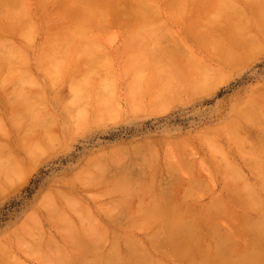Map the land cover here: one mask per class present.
Masks as SVG:
<instances>
[{"label":"rangeland","instance_id":"rangeland-1","mask_svg":"<svg viewBox=\"0 0 264 264\" xmlns=\"http://www.w3.org/2000/svg\"><path fill=\"white\" fill-rule=\"evenodd\" d=\"M5 1L6 0H2L3 3ZM8 1L10 0H7V3ZM33 1L27 0L26 3L25 0L22 4L23 11L21 10L20 13L22 14L23 12L28 15L29 12L27 11L29 10L32 12L33 10L29 15L32 14L34 19L33 17L31 19L29 15L28 17L34 22H31V25H29L31 32L29 31L28 26L24 28L25 30L22 28L21 31H23L21 33L18 32L19 26L16 27V33L14 32V27L16 25L13 24V26L9 24V28L11 27L12 29L9 30L5 25L7 23L4 20L5 18L1 16V14L4 15L8 12L10 20L7 18L8 14L6 15V20L8 22H15L14 16L17 15H15L14 11L10 13L11 8L9 7H15V1H13L12 4L9 2V8H7L9 10L5 9L7 7H5V4L4 6L0 4V30H2L0 36L9 34L10 38L12 40L14 39L13 42L15 41L16 43V41H18V43H16L17 45L20 42V45L25 49L26 52H21L23 54L22 56L29 53V57L25 56V59L30 58L29 63L32 65L30 66L28 65L29 63H26L29 60L26 62L24 61L25 63L22 62L20 64L21 67L23 66V68L20 67V69H28V71H31V75H35V77L37 76L35 79L38 78V80H40H34V77L29 73L28 75L26 74V76H30L28 77L30 78L28 79L30 81L21 85L26 87L30 84L29 88L33 89L35 92L34 96L36 99H48L47 102L44 100L46 102L45 106V102L42 101V103H44L40 104L41 100L38 99L39 101H37V105L39 104L41 108L43 106L42 111L45 112V118H48L47 121L49 124L48 127V124L46 123L47 125L45 128H47V131H51L49 134L53 135L55 138L50 147L44 148L41 153L39 151L36 156L34 154L38 151H34L36 153L29 151V154L30 152L32 153V156H30L31 154L29 155L25 152L27 148L23 149V142L28 139V141L37 144V146L41 144V146L45 147V130L39 128V130H42L44 133L36 129V133H34L35 131L29 132L27 129L28 123L26 121L20 123L17 121V123H15L14 121L16 119L14 120L8 115L5 116L1 114L3 120L0 119L2 120L0 121V129L2 128L0 130V141L4 143L2 146L7 147V151L12 150L13 152L9 153L6 151L7 157L13 158V156H15L12 160L17 159V162H19L18 164L21 163V165L16 164L20 167L18 168L19 170L16 171V174L14 173V176H0V264H58L54 260L55 256H57V253L58 255L62 254L65 252L64 250L67 249L72 256H79L76 252L78 251L76 250V247L71 246L69 240L67 243V238H65L66 242H64L65 240L63 236L66 237L64 231H66L67 228L65 226V229L63 228V225H65V223L62 222L63 218L61 220L59 214L53 215L54 217L47 216L45 199H47L49 195V197L54 198L53 201L55 204L56 202L58 203L56 205L60 207L62 210L61 212L65 213L62 216H67L65 219L67 218L74 221L76 226L79 227V224L83 222L82 224L85 225V227L87 226L86 228L90 227L94 232H96L95 228L97 227V231L100 230L99 227L101 226L106 227H104V230H100L101 232H97L101 234V239H103L102 241L104 242H102L101 249L99 250L101 253L109 252L111 248L110 245L112 244L110 241H112L113 236H117L118 239H121L120 241H122L124 238H128L124 235L130 233L127 236L131 235L133 238H137L145 244L144 248L146 252L148 251L150 256H152V259L156 260V258L160 257L161 260L158 259L159 261L167 262L170 260L168 264H182V260H179L180 257L176 253V249L174 251L173 247L169 248L168 246L163 245L162 235H159L158 232H156L157 229L154 230L157 223H147L149 226L152 224L153 227L148 226V228L145 226L147 224H145L143 225V229L140 222H138V225L136 224L137 220L135 218L140 215V212L136 210L140 209L139 204L142 201H146L149 198H147V194L160 195L166 201L168 200L170 205L175 204L173 206H180L181 209L184 208L183 210L186 209V216H184V219L187 218V222L189 220L190 223L195 224L197 227L199 226L198 229L200 228V232L204 231L203 235L200 234L199 231L198 233L202 239H206L205 242L207 245L208 236L205 234L206 232L208 233L209 228L207 227L208 221L206 222V220H208L207 216L215 217L213 211H208L209 208H207V205L209 207L210 204H213L212 202L214 199H219L218 202L220 205L223 204L224 206H221V211H223L219 212L221 214L215 218L217 221L216 224H218L217 228L219 233L229 231L230 234L224 233L227 234L229 238L232 236L231 234H233L232 237H234V240L232 238L230 240H233L234 242L230 241L232 243L229 242V244L234 243L233 245L236 247L242 244L247 246L245 244L250 243L251 238L253 239L255 236L252 232L254 229L250 228L252 225L248 227L247 224H243L244 222L246 223L244 218L242 221V214L246 213L243 212L245 205L242 204L241 200L236 196L234 187H240V185L242 187L246 183L248 185L243 187L248 188L250 182V187L256 188L264 197V190H262L261 187L262 181L259 178V176L264 174V172L261 171H264V169H261L263 166L259 168L262 172L261 174L257 167L263 165L261 162L264 160V148L260 146L261 149L259 148V152L257 150L260 144H264V26H260L259 21L256 19V10H253L255 7L242 2L241 0L237 1L238 4L236 3V5H238L243 11V16L247 19L245 21L248 30L247 34H243L244 37H240L241 39L237 42L236 40H233V43H229L228 39H225V36L222 38L216 37V39L222 41L221 49H217L213 46L205 47L206 45H201L202 42L200 44L197 42V29L199 28V25L201 26L202 24V28H205L210 24L207 22L209 17L207 19L205 13L202 14L203 11H200L202 7H200L201 5L199 2L193 3L190 0L187 3L188 5H186L188 6L186 7L188 10H185L188 13L185 12L182 14L180 11L179 13L176 12L181 18L178 19L179 17L176 13H168V11L171 10H168L167 8L173 6L171 4L172 2L169 3L171 0H161L162 2L157 0L159 2L157 3L158 5H156V8L158 6L161 13L159 15L158 13L160 11L156 10L157 22H155L156 24L158 23L159 27L161 25L162 28H159L154 24L155 28L153 30L155 31H152L157 32L160 29L161 31H158L157 33L161 32L162 34L155 33L154 36V34L152 35L151 33L150 37L148 36L150 35L148 34V31L145 36H143V33V35L139 34V38H137V40H139L138 43L134 42L137 36L134 37L133 42L134 44L140 43V45L135 44L131 47L132 42H130L131 45L128 46L129 43L127 41L129 40L127 39L129 38L130 41H132L131 38L135 36V34H133L135 32L132 33L131 31L133 30H129L128 26L130 24H136L137 20L132 13H129L130 9L128 11V8H130V1L94 0L97 2H105L109 12V21H107L108 18L106 21L111 24L109 26H113L109 30L107 25L106 28L109 32L105 31L107 32L105 34L102 33L104 28H102L103 30L101 29L102 31L99 29L95 34L96 37L98 36V58L94 67H89L90 65L92 66V64L88 65L85 62L84 65L86 66H79L81 62L85 61L87 58L82 57V55L79 56L80 58L82 57L80 60L78 58L76 59V61H79H75L74 65L73 60L75 59H73V57L76 58L74 54L76 50H72L68 54L64 53L67 60L65 59L64 54H60L59 52L57 54L56 51V55L58 56L60 54L64 59L62 60V56L57 57L53 53L59 58L58 62L60 67L59 65L57 67H50V64H48V66L46 65L47 63H45L49 54L47 55V50L45 51L46 53L43 52L45 48L47 49L48 47V51L50 48V46H47L49 42L48 44H46V42L49 38L48 41L52 39L51 35H57L56 33L59 29L57 26L59 27L64 23H67L66 26H68L73 22V16H71L73 12L70 15V17H72L70 21L72 22L68 20L69 13H65V15L68 14L67 17L65 15L62 16L61 13L65 12L69 7H76V5L71 4L70 6L67 4L66 0H46V3L50 2L48 4L49 6L46 8L44 5L43 8H41L39 3L44 4V1ZM37 1L40 2L38 3ZM204 1L205 3H208V7L210 5L209 3L212 2L211 0H209L211 2H206L207 0ZM35 2L37 3L35 4ZM24 4L25 6L28 5L29 9L24 7ZM191 4L194 5L191 6ZM30 5H32V7ZM65 5H68L69 7ZM189 5L190 8L192 7L190 10ZM207 5L204 6L207 7ZM83 6H80L79 3L76 11L73 8L72 9L75 12H80V10L83 9ZM3 8L6 11L3 10ZM64 8L66 9L64 10ZM72 9L70 10L73 11ZM41 10L42 12H45L42 13ZM2 11H5L6 13L3 14ZM208 11L210 13L212 7H209ZM12 13H14V15L11 16ZM41 13L43 15L46 14L43 16ZM47 15L49 17L50 15H54V18L55 16H57V18L61 16L62 21L59 19L60 23L59 21L55 22L58 20L55 18L56 20L53 22L52 20L54 18H49ZM172 15H175L178 18L176 17V19L174 18L175 16ZM198 15L200 17L196 18ZM206 16L208 15L206 14ZM18 17L19 16H17V18ZM47 17L49 19H46ZM182 18L184 20H182ZM107 22L106 24H108ZM34 23H37L36 29L33 27ZM194 24H198L197 26L195 25L197 28L194 27L196 30L194 29L195 31H193L196 34L195 38L191 31ZM216 24V34L221 32L224 33V31L226 32L225 28L221 27L224 25V21H216ZM31 26L36 31H33ZM66 26L64 27L66 28ZM163 26L165 30L163 29ZM130 27L132 26L130 25ZM156 27L159 29L156 30ZM51 29L56 30L54 31L56 33L49 35ZM63 29L64 28H62V30ZM26 30L28 31L26 32ZM60 30L61 28L58 33H60ZM163 30L165 33L162 32ZM32 31L35 36L33 42L30 40L32 39L31 37H33V34L30 35ZM99 31L101 34L98 35L97 33H99ZM47 32L49 33L47 34ZM23 33H28L30 36ZM129 33H132L133 35ZM11 34L14 38H12L13 36ZM24 35L27 38H25ZM21 36L23 37L21 38ZM8 37H4L8 39V41H6L7 43H4H9L11 46L13 42L11 44ZM59 37L60 36L58 35L56 38ZM4 38L2 37V39ZM28 38H30V41H27ZM53 38L55 39V36H53ZM54 39L53 42L58 41V39L57 41ZM62 40H64L62 42L64 43V37ZM62 40L58 43H61ZM29 42H31V44ZM51 42L52 41H50V43ZM0 44L3 43L1 42ZM16 44H13V47L16 46ZM51 44L53 45V43ZM31 45L33 47H31ZM157 46L164 49L166 48V52L168 50L175 51L176 49H179L178 52L175 51L176 53H174H178L177 55L179 58L185 59L189 56L193 59L192 62L194 64H192V66H184L179 69L183 71V74L186 75L185 77L177 78L172 76L169 79H166L164 83H159L160 81H156V78H154L153 75L156 71H161L162 73L163 71L161 68L156 69L155 71L151 66H144V64L141 66L142 68L134 67L133 64L137 60L144 63V59H148L145 58L144 51L146 50L144 48H148L147 51L149 50V52L147 54H149L150 50ZM139 47L141 50H139ZM37 52L38 54H36ZM41 52L44 54V57L43 55V58L41 57L43 60L40 58L41 62L44 61L42 63L39 60V54ZM79 54L80 52H78L76 56ZM143 54L144 58L143 60H140ZM45 55L47 56L45 57ZM48 59H50V56H48ZM68 61L71 62L69 63ZM131 61H133V67H130ZM65 63L71 66L65 65ZM62 64L65 67L63 66L61 75V72L59 73L58 70H61ZM41 65L42 67L46 65V67L52 68V73L50 74L49 72H51V70H46L47 68L42 69ZM77 67H81V69L84 70V74L85 72L87 73L85 76L83 75L84 77L81 75L83 79L80 78L81 76L79 73L82 70ZM84 67L94 68H88L93 72L91 75L94 74L92 75L94 76L92 77V80L89 76L90 73H88L89 70ZM67 68L69 69L66 72ZM76 69L78 72L74 73ZM53 70L54 72L56 71L55 73L57 75L60 74L61 76L53 77L56 75L53 73ZM152 70L155 71L154 74ZM185 71L187 73H185ZM198 71H201V74L204 72L203 76H207V78L204 79L202 76L201 81L198 76L201 74ZM47 73L48 75L50 74V78L47 77ZM157 74L159 75V73ZM72 75L76 77L78 76L80 80L77 78L73 81L76 77L71 78L73 77ZM161 75L162 74H160V77L162 78ZM86 77H90L87 86L88 93L84 98L75 101L74 90L76 84H78L77 81L87 80ZM70 79L72 81H70ZM23 81H27V79H24ZM37 81L41 83L39 84ZM35 82L41 87L37 86L32 88L31 85L34 87L33 84ZM12 83L14 85L18 84V82H15L16 84L14 82ZM12 83L7 84V87L11 89V87H13ZM7 87L5 86V88L3 87L4 89H0V97L4 92L10 90ZM17 87L19 86L17 85L15 89ZM38 89L39 91L41 90L40 93L42 94V97H40L41 94ZM12 90L13 89H11L10 92H12ZM33 91L32 93L34 94ZM36 91H38V93H36ZM36 95L39 96L37 97ZM100 102L103 103V106L107 105L110 108L102 110L101 115H96L97 112L95 109ZM64 107L65 109L63 110L62 108ZM66 108L68 110L71 108H74V110L83 109V111L88 114L85 119L87 122L78 125V119L74 118L68 123V118L65 115ZM74 110L72 109V111ZM239 110L244 111V114L249 113L251 116H246V114L244 115L241 113L243 116L240 117V114H238ZM237 121L239 124L238 131L242 140L231 133L233 125H235L234 122ZM13 122L22 125V127L19 125L21 129L17 127L20 130V134L18 133V130H15L16 125ZM23 124L27 127L25 128ZM4 126L7 130L4 129ZM23 128H25L29 134H26V131L23 133ZM38 131L41 132L44 137L43 135H39L41 133ZM18 134L19 136H24L22 137V141L19 140L17 136ZM37 134L41 138L43 137L45 141L42 142L41 138L40 140L39 138L36 139L35 137ZM29 135L40 143H34L33 141L35 139H32V141L30 137L27 138ZM24 138L25 140H23ZM6 143L9 147L11 146L9 149L8 146H6ZM10 143L12 145H10ZM21 144L23 145V148ZM254 145L256 146L254 147ZM254 149L256 150L254 151ZM253 151L256 153H252ZM16 153L18 154L16 155ZM253 155L257 157V162H259L256 166L254 163V160L256 159ZM7 157H5V159H7ZM176 162L179 165L175 164ZM174 165H177L179 169H177V166L175 168ZM221 167H223L224 170L226 168H233L235 170L234 172L232 169V173H234L233 176L237 172L236 176H234L237 177L236 179L234 178L235 181L239 176L240 178L245 176V181L244 179H241L244 181L243 185L241 184L240 179L237 180L236 183H233L234 181L230 182L231 177L226 178L229 177V175L226 174V171H224L225 173L223 174ZM225 175L227 176L225 177ZM262 177H264V175ZM262 177L261 179H263ZM125 179L129 184L127 188H130V190L128 191V189L125 188L126 192H122L130 194L129 192L132 191V189H135L137 193L131 192L133 196L130 194L128 197L127 194V196L124 197L125 195H123L120 190L114 188L116 183ZM246 180L249 182L247 183ZM190 184L197 186L195 188V191L197 192L192 193V190L191 196L189 195L190 193H188L187 196H189L187 197L186 193L189 191L188 187L192 186ZM190 189H192V187H190ZM66 196L70 200H73L76 204L75 207L71 208L72 206L67 205V202L64 201L67 198ZM127 197L128 199H125ZM257 208L250 211V216L247 215L248 217L252 216V221H254L253 218L258 221V217H261V213L263 214L264 212V210H262L264 205L259 209ZM83 209L84 211L81 212ZM205 209L209 213H207L205 217L204 214L203 217L200 216L201 213L205 212L206 214L207 211ZM248 209L246 207L247 212L249 211ZM83 214L84 216H82ZM90 214L93 219L91 221H89ZM192 215L197 217V223H195L196 220H193ZM81 217L85 220L80 221ZM210 221H213V219ZM140 225L141 228L136 227H140ZM133 227L136 228L134 229ZM105 229L106 231L109 229L108 234L106 235ZM153 231L159 235L156 244L153 242L152 244V239L149 238L150 236L151 238L155 236L156 233L152 236ZM204 235L205 238H203ZM103 236L105 237L103 238ZM202 239L200 242L201 244L204 243V240ZM235 242L238 244H235ZM63 243L67 249H63ZM179 243L177 244L178 246ZM250 244H252V242ZM203 245L198 247H201V250L207 247L205 245L204 247ZM61 246H63L62 249ZM248 247L250 248V246ZM195 248L197 250L199 249L197 247H194V249ZM252 248L253 246L251 245L249 250H252ZM93 252L95 251L88 253L91 255L89 256V259L95 256V253ZM198 253L200 252H195L197 255Z\"/></svg>","mask_w":264,"mask_h":264},{"label":"bare ground","instance_id":"bare-ground-1","mask_svg":"<svg viewBox=\"0 0 264 264\" xmlns=\"http://www.w3.org/2000/svg\"><path fill=\"white\" fill-rule=\"evenodd\" d=\"M1 2H2V0H0ZM4 1V0H3ZM13 1H15V7L13 6V8L11 7V6H9V2H11L10 4H12L13 3ZM24 1L25 0H10V1H8V3H7V0L3 3L2 2V4L1 5H3L4 6V4H5V9L6 10H9V9H7V8H11V10H10V13L12 12V11H14V13H15V15H17V16H19L18 18H17V16H14V17H12V18H14L15 19V22L14 21H10V22H8L6 19L8 18V20H10V17H9V14H8V12H7V14H4V13H6L5 11V9L3 8V10H5L4 12H3V14L5 15H2L1 14V16L2 17H4L5 19V21L7 22L5 25H6V27H8L9 28V24H13V25H16L14 28V32L15 31H17L16 30V27H18V32L19 33H21L22 31H21V29L23 28H26V27H28L29 25H31V22H34L33 20L31 21L30 20V17H31V19H32V14L31 15H29L30 13H32L33 12V10H32V12H30L28 9H29V7H28V5H29V2H28V5H26L25 6V4H24V7H27L28 9V11L27 12H29L28 13V15L30 16V17H28V15L26 14V13H23L22 12V14L20 13V11L23 9V6H22V4L24 3ZM33 1V0H32ZM42 1H44L45 3L44 4H41V3H39L38 1V3L40 4L39 6H41V8H43V6L45 5L46 6V8H47V6H49L48 4L50 3V2H48V3H46L47 1L46 0H42ZM41 1V2H42ZM49 1V0H48ZM130 1V3H129V6H130V8H128V11H129V9H130V11H129V13L131 14L132 13V15L133 16H135V19L137 20V22H136V24H130L132 27H130V25L128 26V29L129 30H133V31H131L132 33L133 32H135V33H133V34H135V36H133L131 39H132V41H130V39L128 38L127 40H129V41H127L129 44H128V46L129 45H131V43L130 42H132V45H131V47L132 46H134L135 44H134V42H137L138 43V41L139 40H137V38H139V34H141V35H143V36H145V34L147 33V31L149 32L148 34H150V35H148L149 37L151 36V33H152V35L154 34V36H155V33L156 34H160L161 32H159V33H157L158 31H161L159 28L161 27V25H160V27H159V25H158V23L156 24V22H157V18H156V12L157 11H160V8H158V6H157V8H156V5H158L157 3L159 2V1H157V0H129ZM161 1V0H160ZM167 1H169V0H167ZM190 0H171V1H169V3H171L173 6H171V8H167L168 10H171V11H168V13H170V14H174V13H176V12H178L179 13V11H180V13H182V14H184L185 12L186 13H188L187 11H185V10H188L186 7H188V6H186V5H188L187 3L189 2ZM204 0H191V2H199V4L201 5L200 7H202V9H200V11L202 10L203 11V13L202 14H204L205 13V17H207V19H208V17H209V19L207 20V22H209L210 24H208L205 28H202L203 27V25L201 24V26L199 25V28L197 29V33H198V38H196L197 39V42H199V44L202 42V44L201 45H206L205 47H210V46H213V47H215V48H217V49H221V47H222V41H220V40H218V39H216V37H223V36H225L226 38L225 39H228V42L229 43H233V40H236V42L238 41V40H240L241 38L240 37H244V35H246L247 34V27H246V25H245V21L247 20L246 18H244V16H243V11L239 8V6L238 5H236V3H237V1L238 0H211L212 2H214V3H212L211 1H209V0H207L206 2H211V3H209L210 5H209V7L211 8L212 7V11H210V13H209V11H208V3H205V1L203 2ZM242 2H245V3H247V4H249V5H251V6H253V7H255L253 10H256L255 11V15H256V19H257V21H259V23H260V26H264V6H263V3H264V0H241ZM34 2V1H33ZM37 2H35V4L37 3ZM66 2H67V4L68 5H70L71 6V4L73 5V4H75L76 5V7H74L73 8V6L72 7H69L68 5H65V6H67V7H69L70 9H74L75 11H76V8H77V5L80 3V6L82 5H84L83 6V9L82 10H80V12H75L73 9V11H71L69 8H64V10L66 9V11H68V12H63V13H61L62 14V16L63 15H65V13H69V16H68V14H66L65 16L67 17L68 16V20L70 21L71 20V18L72 17H70V15H71V13L73 12V14L71 15V16H73V18H72V21H70V22H72V23H70V25H68V26H66L67 25V23L65 24H62L63 25V27H62V25L61 26H57V28H61V30H62V28H64L63 30H62V32H61V30H60V33H58L59 32V29L57 30L58 32L56 33V32H54V31H56V30H52L51 29V31H49V32H47V34L49 33V35L50 34H54V33H56L57 35H51V37H52V39L50 40V41H52L51 43H53V45L50 43V41H48L47 40V42H46V44H48V42H49V44L47 45V46H50V48H49V51H48V47H47V49L45 48V50L43 51V52H45L46 50V52H47V55L48 56H50V59H48V56L47 55H45V57L47 56V61H45V63H47L46 65H48V64H50V67H57L58 65H59V62H58V59L59 58H57V57H59V56H62V55H60V54H68L69 52H71L72 50H76L75 51V57L76 58H74L73 57V59H75V60H73V62H74V65H75V61H76V59L78 58L79 60L82 58V57H87L86 59H85V61H83V62H81V64L79 65V66H83L84 65V62L86 63V64H88V65H90V64H92V66L90 65L89 67H94V65H95V63L97 62V58H98V56H97V40H98V36L96 37V32L100 29H102V28H104V31H102V33H107V32H109V30H110V28H112L111 26H109V25H111V24H109L107 21H109V12H108V8L106 7V5H105V2H103V1H94V0H66ZM162 2V1H161ZM165 2V1H164ZM190 2V3H191ZM8 5H7V4ZM26 3H27V0H26ZM52 3V2H51ZM61 3H62V1H61ZM124 3V2H123ZM189 3V4H190ZM202 3H203V5H202ZM31 4H32V2H31ZM47 4V5H46ZM164 4H166V3H164ZM212 4H213V6H212ZM238 4V3H237ZM125 5V4H124ZM167 5V4H166ZM192 5H194V4H191V6ZM204 5H207V7L206 6H204ZM9 6V7H8ZM31 7H32V5H30ZM50 6H51V4H50ZM64 6V7H65ZM161 6V5H160ZM168 6V5H167ZM175 6V7H174ZM241 6V5H240ZM263 6V7H262ZM206 9H205V8ZM62 8V7H61ZM13 9V10H12ZM123 9V8H122ZM190 9H192V7L190 8V5H189V10ZM206 11H204V10ZM35 10V9H34ZM42 10H44V9H42ZM42 10H41V12H42ZM50 10V9H49ZM157 10V11H156ZM162 10V9H161ZM23 11V10H22ZM79 11V10H78ZM207 11H208V13H207ZM1 12V11H0ZM26 12V11H25ZM43 12H45V11H43ZM42 12V13H43ZM50 12V11H49ZM48 12V13H49ZM192 12V11H191ZM14 13H12L11 14V16L12 15H14ZM37 13V12H36ZM41 13V14H42ZM124 13V12H123ZM126 13H128V12H126ZM128 13V14H129ZM160 13H161V11L158 13L159 15H160ZM190 13V12H189ZM196 13V12H195ZM20 14V15H19ZM26 14V15H25ZM35 14V13H34ZM46 14V13H45ZM44 14V15H45ZM177 14V13H176ZM206 14L208 15V16H206ZM8 17H7V16ZM43 15V14H42ZM43 15V16H44ZM179 14H177V16H178ZM181 15V14H180ZM187 15V14H186ZM210 15V16H209ZM48 16V15H47ZM172 16H175V15H172ZM177 16H175L174 18H176ZM7 17V18H6ZM46 17V16H45ZM49 17V16H48ZM46 18V19H49L50 17H53L54 18V15H50V17L49 18ZM158 17V16H157ZM179 17V16H178ZM177 17V18H178ZM181 17H182V15H181ZM197 17H200L199 15L198 16H196V18ZM58 19V20H56V19ZM55 18L52 20L53 22L55 21V22H57V21H59V19L62 21V17L61 16H59V18H57V16H55ZM70 18V19H69ZM108 18V20L106 21V19ZM134 18V17H133ZM176 18V19H177ZM185 18V17H184ZM33 19H34V17H33ZM63 19H65V18H63ZM128 19H129V17H128ZM178 19H181L180 17L178 18ZM192 19V18H191ZM2 20V19H1ZM38 20V19H37ZM37 20H36V22H37ZM40 20V19H39ZM66 20V19H65ZM131 20V19H130ZM182 20H184L183 18H182ZM220 20H222V21H224V25H222L221 27H223V28H225V30H226V32L224 31V33H219V34H216V29H217V24H216V21H220ZM18 21V22H17ZM49 21H51V20H49ZM67 21V20H66ZM65 21V22H66ZM133 21H134V19H133ZM156 21V22H155ZM2 22H3V20H2ZM48 22V21H47ZM106 22L108 23V24H106ZM51 23V22H50ZM59 23H60V21H59ZM133 23H135V22H133ZM3 24H4V22H3ZM7 24H8V26H7ZM46 24V23H45ZM154 24H156V26H158L159 28V30L157 29V27H156V30H158L157 32H153V31H155V30H153L154 28H155V25ZM12 25V26H13ZM36 25V26H35ZM48 25H50V24H48ZM108 25V29L106 28V26ZM198 25V24H194L193 25V29L191 30L192 32L193 31H195L196 29L194 28V27H196V26ZM220 25V24H219ZM4 26V25H3ZM40 26V25H39ZM46 26V25H45ZM51 26V25H50ZM64 26H66V28L64 27ZM5 27V28H6ZM32 27V26H31ZM33 27H35V29L37 28V23L35 24L34 23V26ZM32 27V28H33ZM29 28V31L31 30L30 29V26L28 27ZM105 28H106V30H105ZM162 28V27H161ZM197 28V27H196ZM34 28L32 29L33 31L35 30ZM39 29H40V27H39ZM163 29L165 30V28H164V26H163ZM195 29V30H194ZM9 30H12L11 29V27L9 28ZM20 30V31H19ZM25 30V29H24ZM153 30V31H152ZM162 31L163 33H165V31ZM2 30H0V32H1ZM28 30H26V32H27ZM33 31H32V33H30V35H32L33 34ZM36 31V30H35ZM52 31H53V33H52ZM105 31H107V32H105ZM152 31V32H151ZM4 32V31H3ZM11 32V31H10ZM31 32V31H30ZM8 33V32H7ZM13 33V32H12ZM16 33V32H15ZM18 33V34H19ZM29 33V32H28ZM28 33H23V34H26V35H28ZM37 33V32H36ZM132 33H129V34H132ZM143 33V34H142ZM98 35L99 34H101V32L99 31V33H97ZM132 34V35H133ZM162 34V33H161ZM193 34H194V38H195V33L193 32ZM244 34V35H243ZM3 35V34H2ZM6 35V34H5ZM0 36V38H1V40H0V43L2 42L3 44H0V89H4L5 88V86L7 87V84H9V83H12V82H18V84H16V85H14L13 83H12V86L13 87H11V89H13L12 90V92H10L11 91V89L9 88V87H7V88H9L10 90H7V92H4L3 93V95L0 97V119H2L3 120V118L1 117V114L2 115H8L9 117H11V119H16L14 122L15 123H17V121H19V123L20 122H27L28 123V131L29 132H34L35 131V129L36 130H39V128L40 129H44L45 131L44 132H46L44 135H45V137H44V135L41 133V132H43L42 130H39V131H41V132H39V133H41V134H39V135H43V137L44 138H46V143H45V147L44 146H41V144H39L38 146H37V144H33L32 142H30V141H28V139L27 138H29L30 137V135L29 136H27V141H25V142H23V144H24V148H23V145L21 144V146H22V148L23 149H25V148H27L26 150H25V152L26 153H28L29 151H32V153L34 152V151H38L37 153L36 152H34V153H36V154H34L35 156L36 155H38V153H39V151H40V153H41V151L44 149V148H48V147H50L51 145H52V142H53V140H54V138L55 137H53V135H51V134H49V133H51V131L49 132V131H47V128H45L46 127V125L48 124V118H45L46 117V114H45V112H43L42 110V108H43V106H42V108L39 106V104L37 105V101H39L38 99H40L41 100V102H40V104L42 103V101H48V99H44V100H42L41 98H35V92L33 91V89H31V88H29V85L30 84H28L26 87L24 86V85H21V84H24V83H26V82H28V81H30V80H28V79H30V78H28V77H30V76H26V74L28 75L31 71H28V69H23V70H21L20 69V67H21V63L22 62H26V61H28V62H26V63H29L30 62V58L29 59H25V56L27 57L28 56V54L29 53H27L26 55H24V56H22L23 54L21 53V52H26L25 51V49L20 45V42H19V44L17 45L16 43H18V41H16V43H15V41L13 42V40L10 38V36H9V34H7L6 36L9 38V40L11 41H9L11 44H12V42H13V44H16V46H18V47H16V46H14L13 47V44L10 46V44L8 43V44H5L4 42H6V41H8V39L7 38H4V37H6V36ZM12 35V34H11ZM30 35H28V36H30ZM60 36L61 37V39H60V37L59 38H56L57 36ZM146 35V36H147ZM13 36V35H12ZM25 36V35H24ZM53 36H55V39L53 38ZM100 36H102V35H100ZM137 36V37H136ZM154 36H153V39H154ZM2 37L4 38V39H2ZM18 37V36H17ZM23 36H21V38H22ZM34 34H33V37H31L32 39H30V38H28V40L27 41H30L31 40V42H33V39H34ZM64 37V39H65V42L64 43H62L64 40H62V38ZM131 37V36H130ZM134 37H136L135 39V41L133 42V40H134ZM12 38H14V36L12 37ZM25 38H27L26 36H25ZM97 38V39H96ZM18 39V38H17ZM30 39V40H29ZM53 39L54 40H56L57 41V39H58V41L57 42H55V44H54V42H53ZM62 40L61 41V43H58V42H60V40ZM100 39V38H99ZM16 40V39H15ZM26 40V39H25ZM24 40V41H25ZM199 40V41H198ZM154 41H155V39H154ZM162 41V40H161ZM252 41V40H251ZM31 42H29L30 44H31ZM241 42V41H240ZM7 43V42H6ZM26 43V42H25ZM99 43V42H98ZM245 43V42H244ZM52 46H51V45ZM102 44V43H101ZM148 44V43H147ZM27 45V44H26ZM33 45V44H32ZM31 45V47H33ZM136 45H140V43L139 44H136ZM152 45V44H151ZM203 45V46H204ZM20 46H21V49H20ZM46 46V45H45ZM45 46H43V47H45ZM27 47V46H26ZM18 48V49H17ZM28 48V47H27ZM42 48V47H41ZM140 48V47H139ZM20 49V50H19ZM143 49V48H142ZM146 51H144V54H145V58H148V59H144V63H142L141 61H139V60H137L136 62H134V67L136 68H140L141 66H143V64H144V66L146 65V66H151L152 68H153V70H155L156 71V69H162V73H161V71L159 72H155V71H153V74H154V72H155V74L153 75V77L154 78H156V81L158 80V81H160L159 83H161V82H165V80L166 79H169L170 77H172V76H175V77H177V78H183V77H185L186 75H184L183 74V71H181V70H179L180 68H182V67H184V66H192V64H194L193 62H192V58L191 57H187V58H179L178 57V53L177 54H174V53H176V52H178L179 51V49H176L175 51H171V50H168L167 52H166V48L164 49V48H162V47H160V46H157L156 48H154V49H152V50H150V55L149 54H147L148 52H149V50L147 51V49L146 48H144ZM150 49V48H149ZM139 50H141V48L139 49ZM55 51V52H54ZM56 51H57V54H58V52L60 53L58 56L56 55ZM23 52V53H24ZM43 52H41L40 54H39V60H40V58L42 57V55H43V57H44V54H43ZM45 52V53H46ZM51 53V55H50V53ZM78 52H80V54L78 55V56H76L77 54H78ZM57 56H55L54 54ZM226 53H227V51H226ZM36 54H38V52L36 53ZM65 54H64V56H65ZM73 54V55H74ZM144 54L142 55V57L140 58V60H143V58H144ZM180 54V53H179ZM41 55V56H40ZM54 55V56H53ZM72 55V54H71ZM80 55H82V57L80 58L79 56ZM148 55V56H147ZM229 55V54H228ZM67 56H70V55H67ZM147 56V57H146ZM180 56V55H179ZM29 57V56H28ZM42 57V58H43ZM63 57V56H62ZM72 57V56H71ZM37 58V57H36ZM41 58V60H43ZM68 58V57H67ZM46 59V58H45ZM62 60L64 59V57L63 58H61ZM65 59H66V56H65ZM69 59H71V58H69ZM41 60H40V62H41ZM49 60V61H48ZM67 60V59H66ZM79 60H77L76 62H78ZM87 60V61H86ZM135 61V60H134ZM146 61V62H145ZM24 62V63H25ZM42 62H44V61H42ZM41 62V63H42ZM69 62V61H68ZM67 62V63H68ZM71 62V61H70ZM69 62V63H70ZM72 62V63H73ZM88 62V63H87ZM63 63H64V61H63ZM83 63V64H82ZM132 63H133V61H131V63H130V67H133V65H132ZM61 64V63H60ZM27 65V64H26ZM28 65H30V63L28 64ZM32 65V64H31ZM30 65V66H31ZM39 65V64H38ZM46 65H44V67H42V65H41V68L43 69V68H47L46 70H51V72H49L50 74L52 73V68H50V67H46ZM65 65H67L66 63H65ZM69 65V64H68ZM67 65V66H68ZM76 65H77V63H76ZM128 65V64H127ZM158 65H160V66H158ZM49 66V65H48ZM63 64H62V67H61V70H58L57 68H55V69H57L58 70V72L60 73L61 71H62V68H63ZM69 66H71V65H69ZM84 66H86V65H84ZM39 67V66H38ZM59 67H60V65H59ZM58 67V68H59ZM65 67V66H64ZM89 67H84L85 69L87 68V70H89V69H94V68H89ZM128 67H129V65H128ZM176 67V68H175ZM21 68H23V66L21 67ZM40 68V69H41ZM78 68V67H77ZM83 68V67H82ZM89 68V69H88ZM142 68V67H141ZM151 68V69H152ZM177 69V70H175V69ZM31 69H32V67H31ZM39 69V70H40ZM68 69L69 68H67V70H66V72L68 71ZM78 69H81V67L80 68H78ZM82 71H80L79 73H80V76L82 75H84L85 76V74H87L86 72H85V74H84V70L83 69H81ZM87 70H85V71H87ZM25 71V72H24ZM28 72V73H27ZM35 72V71H34ZM47 72V71H46ZM56 72V71H55ZM54 72V70H53V73L54 74H56ZM66 72H65V74H66ZM76 72H78V70L76 69V71L74 72V73H76ZM81 72H82V74H81ZM88 72V71H87ZM200 74H201V71H198ZM78 73V74H79ZM88 73H90V77H91V80L93 79L92 77H94V76H92V75H94V74H92L91 75V73H93L91 70H89V72ZM157 73H159V75L157 74ZM185 73H187L186 71H185ZM190 73V72H189ZM197 73V72H196ZM198 73V74H199ZM33 74V73H32ZM36 74V73H35ZM49 74V75H50ZM157 74V75H156ZM160 74H162L161 76H162V78L160 77ZM203 74H204V72L201 74V75H198L199 77H200V80L202 81V76H203ZM30 75H31V73H30ZM47 75V77H49V75H48V73L46 74ZM61 75H62V72H61ZM60 74L59 75H55V76H53V74H52V76L53 77H58V76H61ZM64 75V74H63ZM77 75V74H76ZM32 77H34V80H38V78L37 79H35L36 77H35V75L33 76V75H31ZM39 76V75H38ZM51 76V77H52ZM73 77H71V78H75L76 76H74V75H72ZM82 76L80 77V78H82ZM83 76V77H84ZM89 77V78H90ZM95 77H96V75H95ZM204 77V79L205 78H207V76L205 77V76H203ZM50 78V77H49ZM77 78H79L78 76L73 80V81H75ZM80 78H79V80H80ZM87 78V80H81V81H77L78 82V84H76V87H75V94H74V100L75 101H79L80 99H82V98H84L86 95H87V93H88V90H87V86H88V84H89V78L88 77H86ZM85 78V79H86ZM153 78V79H154ZM25 79H27V81H23V80ZM32 79V78H31ZM62 79V78H61ZM61 79H60V81H61ZM83 79V78H82ZM89 79V80H88ZM22 80V81H21ZM40 80V79H39ZM38 80V81H39ZM37 81V82H38ZM48 81V80H47ZM70 81H72L71 79H70ZM32 82V81H31ZM154 82V81H153ZM36 83V82H35ZM35 83L33 84L34 85V87L31 85V87L32 88H35V87H37V86H39V84L41 83H39V84H37L36 83V85H35ZM20 84V85H19ZM53 84V83H52ZM55 84V83H54ZM100 84V83H99ZM3 85V86H2ZM5 85V86H4ZM19 86V87H17L16 89H15V87L16 86ZM15 86V87H14ZM73 86V85H72ZM4 87V88H3ZM39 87H41V86H39ZM26 88H28V89H26ZM15 89V90H14ZM30 89H31V91H30ZM41 89V88H40ZM72 90H73V88H72ZM9 91V92H8ZM14 91V92H13ZM32 91L34 92V94L32 93ZM38 91H39V89H38ZM38 91H36V93H38ZM41 91V90H40ZM40 91H39V93H40ZM73 91V92H74ZM41 94V93H40ZM37 96V95H36ZM39 96V95H38ZM37 96V97H38ZM40 97H42V94L40 95ZM44 98V97H43ZM64 100V99H63ZM44 101V102H45ZM43 102V103H44ZM46 102L44 103V106L46 105ZM42 103V104H43ZM79 103V102H78ZM103 103H99L98 105H97V107H96V112H97V114L96 115H101L102 114V110H104V109H109L110 107L109 106H107V105H104L103 107ZM45 108V107H44ZM70 108V107H69ZM63 110L65 109V107L64 108H62ZM67 109V108H66ZM72 109L74 110V108H71V109H67L66 111H65V115H66V117L68 118V123H69V121L70 120H72V119H74V118H77L78 119V121H79V124L78 125H82V124H84V123H86L87 122V120H85L86 118H87V116H88V114L85 112V111H83V109H76V110H74V111H72ZM247 111V110H246ZM72 112H74V113H72ZM244 111H238V114H240L239 116L240 117H242L243 116V113ZM241 113H243V114H241ZM246 114V116H251V114H247V113H245ZM244 114V115H245ZM93 116V115H92ZM112 116V115H111ZM89 117H90V115H89ZM6 118V117H5ZM2 120H0V121H2ZM5 121V120H4ZM7 121V120H6ZM8 122V121H7ZM13 122V123H14ZM14 123V124H15ZM47 123V124H46ZM235 123V125H233V129H232V132L231 133H233L236 137H238L239 139H241V135H240V133H239V131H238V127H239V124H238V121L237 122H234ZM6 124V123H5ZM15 125H16V128H15ZM14 125V128H15V130H18V133H19V129L18 128H20V127H22V125L21 124H15ZM19 125H20V127H19ZM24 125V124H23ZM26 125H24V127L26 128L27 127ZM1 127H3V126H1ZM18 127V128H17ZM48 127H49V124H48ZM25 128H23V133H24V131H26V129ZM38 128V129H37ZM2 129V128H1ZM0 129V130H1ZM4 129H6V127L4 126ZM21 129V128H20ZM25 129V130H24ZM49 129V128H48ZM7 130V129H6ZM37 131H35L34 133H36ZM43 132V133H44ZM17 133V132H16ZM22 133V132H21ZM22 133V134H23ZM26 134H29V133H27V131L25 132ZM20 134V133H19ZM19 134L17 135L18 136V138H19V140L20 141H22V137H24L23 135L20 137L19 136ZM31 134V133H30ZM38 135V134H37ZM36 135V139L37 138H39V140H40V136L38 135L37 136ZM41 138L42 139V142H44L45 141V139L44 138ZM34 138V139H35ZM30 139L32 140L33 139V137H30ZM33 139V140H34ZM36 139L33 141L34 143L35 142H38V143H40L39 141H36ZM44 139V140H43ZM23 140H25V138L23 139ZM242 140V139H241ZM13 141V140H12ZM19 141V142H20ZM212 141V140H211ZM1 142V141H0ZM8 143V142H7ZM6 143V144H7ZM17 143V142H16ZM22 143V142H21ZM4 143L3 142H1V145H0V176H14V173L16 174V171L17 170H19L18 168L20 167V166H17V165H21V163L20 164H18L19 162H17V159H15V160H12V159H14L15 158V156H13V158L12 157H7V155H6V153L7 152H11V153H13L12 152V150H6L7 149V147H5V146H2ZM10 145H12L11 143H10ZM217 145V144H216ZM262 145H264V144H262ZM261 144L258 146V148H257V150H258V152H259V148L261 149V147L262 148H264V146H262ZM6 146H8V149L11 147H9V145L7 144ZM14 146H15V143H14ZM17 146V145H16ZM19 146V145H18ZM256 145H254V147H255ZM261 146V147H260ZM43 147V148H42ZM13 148V147H12ZM215 148V147H214ZM220 148V147H219ZM14 149H15V147H14ZM251 149H253V148H251ZM256 149H254V151H255ZM7 151V152H6ZM252 152V153H256V152ZM24 152V153H25ZM32 153L30 152V156H32ZM226 153V152H225ZM228 153V152H227ZM18 153H16V155H17ZM257 155V154H256ZM9 156V155H8ZM21 156V155H20ZM23 156V155H22ZM225 156V155H224ZM255 155H253V157H254ZM5 157H7V159H5ZM24 157V156H23ZM223 157V156H222ZM27 158V157H26ZM31 158V157H30ZM228 158V157H227ZM22 159V158H21ZM255 159L256 160H254L255 162V166L257 165V164H259V162H257V157L255 156ZM20 161V160H19ZM260 161H262V160H260ZM21 162V161H20ZM22 162H23V160H22ZM225 162V161H224ZM223 162V163H224ZM230 162V161H229ZM263 163V165H260V166H257L258 167V170H259V168H261L262 166H263V168H261V169H264V160L261 162V164ZM17 164V165H16ZM175 164H177V162L175 163ZM177 165H179V164H177ZM177 165H174L175 166V168H176V166ZM224 165V164H223ZM222 165V166H223ZM227 165V164H226ZM229 165H230V163H229ZM254 165V164H253ZM254 166V167H255ZM233 167V166H232ZM234 167H235V164H234ZM256 167V168H257ZM222 168V172H223V174L225 173L224 171H226V174H228L229 175V177H226L227 175H225V177L226 178H230V182L232 181H234L233 183H236L237 182V180H239L240 179V181H241V184L243 185V183H244V181H245V179H244V177L243 178H240V176H239V178L235 181V179L237 178V177H234V176H236V174H237V172H236V174L233 176V174L234 173H232V169H230V168H226L225 170L223 169V167H221ZM225 168V167H224ZM177 169H179L178 168V166H177ZM229 171H228V170ZM233 171L235 172V170L233 169ZM262 172H264L263 170H261ZM260 170H259V172H261ZM231 172V173H230ZM242 172V171H241ZM262 172H261V174H262ZM230 173V174H229ZM260 174V175H261ZM232 175V176H231ZM240 175V174H239ZM242 175V174H241ZM264 175V174H263ZM262 175V176H263ZM243 176V175H242ZM262 176H259V178H260V180L262 181L261 183H262V185H261V187H262V190H264V177H262ZM150 177V176H149ZM261 177L263 178V179H261ZM148 178V177H147ZM234 180H233V179ZM232 179V180H231ZM241 179H244V181H242ZM247 179V178H246ZM248 180V179H247ZM246 180V182L248 183L249 181H247ZM123 181H125V182H123ZM123 181H120V182H118V183H116L115 185H114V188L116 189V190H120L121 192L122 191H124V192H126V189L125 188H127L128 187V182H127V180L125 179V180H123ZM260 183V184H261ZM190 185H192V186H190ZM189 186L190 187H192V189H190V187H188V189H189V191L186 193V196H187V194L188 193H190L189 195L191 196V192H192V190H193V192L192 193H196L197 191H195V188L197 187V186H195V185H193V184H190ZM247 186L248 184H244L243 186ZM249 185L251 186V184H250V182H249ZM133 186V185H132ZM195 186V187H194ZM241 187V185H240V187L239 186H237V187H234L235 189H234V192H235V194H236V196L238 197V199L239 200H241V202H242V204H244L245 206H244V211L243 212H246L245 214L243 213L242 215H243V217H242V221H243V218H244V220L246 221V223L244 222L243 224H247V226L249 227V226H251L250 228L252 229H254V231H252L254 234H255V236L254 235H252V236H254L253 237V239H254V243H253V239L251 238V242H252V244H250V243H248V244H245V245H247V246H244V244H242V245H238V247H240V248H238V247H236V246H234L233 244H229V242L230 241H233L234 239V237H232L233 236V234H231L232 236H230V238H229V236L227 235L228 233H229V231L228 232H220L219 233V230H218V228H217V225L218 224H216L217 223V221L215 220V218L217 217V216H219L221 213H219V212H222L221 211V209H222V207H224L223 206V204H222V202H221V204L222 205H220V203L218 202V200L219 199H214V201L212 202L213 204H210L209 205V207H208V205H207V208H209L208 209V211H213V213L215 214V217H211V216H209L210 218H212L213 219V221H210V220H212V219H210L208 216H207V218H208V220H206V222L208 221V223L210 224H208L207 223V227H209L208 228V233L206 232L205 234H207V236H208V238H207V243H208V245L206 244V239H202L201 238V236L199 235V233L200 234H204V231L203 232H200L199 230H200V228L198 229V227L197 226H195V224H193V223H190L189 222V220H188V222L186 221L187 220V218L186 219H184L185 217L184 216H186V213H185V211H186V209L185 210H183V209H181V207L180 206H173V205H175V204H173V205H170V203H169V201L167 200H165L162 196H160V195H155V194H147L148 196H147V200L146 201H142L140 204H139V208L140 209H137L136 211H138V212H140V215L139 216H137L135 219L137 220V225L139 224L138 222H140V224L142 225V229H143V225H145V224H147V223H149L150 224V222L153 224V223H157V226H155V227H157V228H155L154 227V230L155 229H157V231L156 232H158V234L159 235H162V237H163V240H162V242H163V245H165V246H168L169 248H174V251H175V249H176V253L178 254V256L180 257L179 258V260H182L181 262H182V264H264V212H263V214L261 213V217H258V221H256V219H254L253 218V220L254 221H252L251 219H252V216L251 217H248L247 215H249L250 216V211H253L254 209H256L259 205H264V202H263V200H264V197H263V195L261 194V193H259V191L256 189V188H252V187H250V186H248V188H246V187ZM133 187H135V186H133ZM249 188H251V189H249ZM128 189V191L130 190V188H127ZM198 189V188H197ZM133 190H134V192H133ZM127 191V192H128ZM195 191V192H194ZM124 192H122L123 193V195H125L124 197H126L127 196V194L128 193H124ZM131 192L132 193H135L136 192V190L135 189H132V191H130L129 193L131 194ZM264 192V191H263ZM137 193V192H136ZM130 194H128V197H129V195ZM132 195V194H131ZM135 195V194H134ZM188 195V196H189ZM50 196V195H49ZM47 197V199H45V206L47 207L46 208V212H47V216H51V217H54L53 215H55V214H59L60 215V217H61V220H62V218H63V220H62V222H64L65 223V225H63V228L65 229V227L67 228L66 229V231H64V234H66V237H64L63 236V238H64V240H65V238H67L66 240H67V243H68V240H69V243H71L70 245L71 246H75L76 247V250H78V251H76L78 254H79V256L78 257H76L75 255V257L74 256H72L71 254H70V251L68 252V249H67V247L65 248V244L63 243L62 245L64 246H61V249H62V247H63V249L65 248V249H67V250H64L65 252H63L62 250V254H60V255H58V253H57V256H55V258H54V260L58 263V264H168V262L170 261H167V262H165V261H159V260H161V258L159 257V258H156V260L155 259H152V256H150V254H149V252L147 251L146 252V250H145V248H144V243H142V241H140L139 239H137V238H133L131 235L130 236H127V235H129V234H127V235H124V236H126V237H128V238H124L122 241H120L119 239H118V237L116 238V237H114L113 236V238H112V234H111V238H112V241H110V242H112V244L110 245L111 246V248H110V250H109V252H103V253H101L99 250L101 249V244H102V240L103 239H101V234H99V233H97V232H99L100 230L102 231V230H104V227L105 226H101V227H99V229L100 230H98L97 231V228H95V230H96V232H94L93 230H91V228L89 227V228H86L85 227V225H83L82 223H80L79 224V227L78 226H76L75 224H74V221H72V220H69V219H65V217H67V216H62V215H64L65 213L63 212H61L62 210L60 209V207H58V205H56V204H58L57 202H56V204H55V202L53 201V197ZM68 196V195H67ZM66 196V197H67ZM133 196V195H132ZM187 196V197H188ZM193 196V195H192ZM68 197H70V196H68ZM66 198L64 201H66L67 202V205H69V206H72L71 208H73V207H75L76 206V204L73 202V200H70L69 198ZM128 197L127 198H125V199H128ZM71 198V197H70ZM73 199V198H72ZM56 200V199H55ZM221 201V200H220ZM65 202V203H66ZM77 202V201H76ZM214 202H215V204H214ZM263 202V203H262ZM140 205H141V207H140ZM170 205V206H169ZM261 205V206H262ZM80 206V205H79ZM222 206V207H221ZM257 206V207H256ZM260 206V207H261ZM78 207V206H77ZM81 207H83V206H81ZM177 209H176V208ZM180 207V208H179ZM246 207H247V209L248 208H252L251 210L250 209H248L249 211V213L247 212V210H246ZM260 207H258L257 209H259ZM79 208V207H78ZM84 208V207H83ZM206 208V209H207ZM205 209V210H206ZM213 209V210H212ZM224 209V208H223ZM87 210V209H86ZM262 210H264V208H262ZM84 211V209L83 210H81V212H83ZM207 211V210H206ZM206 212V214H205V212L204 213H201V215H200V213H199V215L200 216H202L203 217V214H204V217L207 215V213H209V212ZM256 211H258V210H256ZM137 212V213H138ZM184 215H183V214ZM139 214V213H138ZM194 215V214H193ZM192 215V216H193ZM199 215H197V216H199ZM245 215V216H244ZM81 216V215H80ZM82 216H84V214L82 215ZM90 217H89V221H91V220H93L91 217H92V215L90 214L89 215ZM88 218V217H87ZM87 218H86V220H87ZM138 218V219H137ZM193 218V220H196V218L197 217H195V216H193L192 217ZM82 220H85L83 217H81L80 218V221H82ZM139 220V221H138ZM214 220H215V222H214ZM79 221V222H80ZM210 221V222H209ZM252 221V222H251ZM93 222V221H92ZM94 222L96 223V221L94 220ZM134 222H135V220H134ZM133 222V223H134ZM194 222V221H193ZM95 223H94V225H95ZM99 223V222H98ZM195 223H197V220H196V222ZM248 223H249V225H248ZM97 224V223H96ZM149 224H147V225H145V226H149ZM152 224L150 225L151 227H153L152 226ZM204 224H206V223H204ZM88 225V224H87ZM92 225V224H91ZM135 225V224H134ZM141 225H140V227H138V226H136L137 228H141ZM65 226V227H64ZM97 226H98V224H97ZM100 226V225H99ZM149 226V227H150ZM96 227V226H95ZM135 227V228H136ZM148 227V228H149ZM198 229H196V228ZM203 227V226H202ZM204 227H205V225H204ZM94 228V227H93ZM103 228V229H102ZM106 228V227H105ZM134 228V227H133ZM134 228V229H135ZM147 229V228H146ZM206 229V228H205ZM204 229V230H205ZM108 230L109 229H107V231H106V229H105V231H103V232H105V235L106 234H108ZM197 230V231H196ZM100 231V232H101ZM198 231H199V233H198ZM206 231H207V229H206ZM156 232H152L151 234H152V236L156 233ZM224 233H227V234H224ZM63 234V235H64ZM157 233L155 234V236H153V238H151V236L149 237L150 239H152V241H151V243L153 242L154 244H156V242H157V238H158V235ZM230 234V233H229ZM104 235V234H103ZM109 236V235H108ZM123 236V235H122ZM206 236V237H207ZM105 236H103V238H104ZM131 237V238H130ZM203 237V236H202ZM203 238H205V235H204V237ZM233 239V240H230V239ZM201 239L202 240H204L203 242L205 243H203L205 246H207L206 248H204L205 246L203 245V244H201L200 242H201ZM66 240L64 241V242H66ZM105 240V239H104ZM141 240H142V238H141ZM179 241H180V243H179ZM179 243V246L177 245L178 243ZM234 242V241H233ZM104 243V242H103ZM152 243V244H153ZM177 243V244H176ZM229 245H228V244ZM230 243H232V242H230ZM58 244V243H57ZM147 244V243H146ZM199 244V245H198ZM203 245L204 247V249H200L201 247H198V246H201V245ZM235 244H238V243H236L235 242ZM251 245L253 246V248H252V250H249L250 248H251ZM57 246V245H56ZM103 246H104V244H103ZM155 246V245H154ZM192 246H194V247H197V248H199L197 251L194 249V247H192ZM241 246H243V247H241ZM248 246H250V248L248 247ZM58 248H59V245H58ZM148 248V247H147ZM192 248V249H191ZM194 249V250H193ZM59 251H60V249H59ZM91 251H95V252H93V253H95V256L94 257H92V258H90L89 259V256H91V255H89L88 253L89 252H91ZM58 252V251H57ZM195 252H200V253H198V255L197 254H195ZM56 253V252H55ZM194 253V254H193ZM88 254V255H87ZM159 259V260H158ZM164 259V258H163ZM165 260V259H164ZM170 264V263H169Z\"/></svg>","mask_w":264,"mask_h":264},{"label":"crops","instance_id":"crops-1","mask_svg":"<svg viewBox=\"0 0 264 264\" xmlns=\"http://www.w3.org/2000/svg\"><path fill=\"white\" fill-rule=\"evenodd\" d=\"M0 4H2V2L0 1Z\"/></svg>","mask_w":264,"mask_h":264}]
</instances>
